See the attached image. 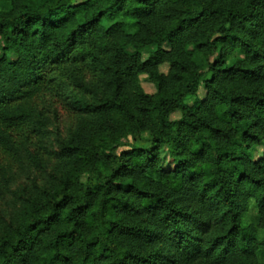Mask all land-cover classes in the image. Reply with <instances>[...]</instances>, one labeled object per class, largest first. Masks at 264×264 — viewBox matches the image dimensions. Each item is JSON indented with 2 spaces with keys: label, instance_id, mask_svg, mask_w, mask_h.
Segmentation results:
<instances>
[{
  "label": "trees",
  "instance_id": "trees-1",
  "mask_svg": "<svg viewBox=\"0 0 264 264\" xmlns=\"http://www.w3.org/2000/svg\"><path fill=\"white\" fill-rule=\"evenodd\" d=\"M263 146L264 0H0V264H264Z\"/></svg>",
  "mask_w": 264,
  "mask_h": 264
},
{
  "label": "rangeland",
  "instance_id": "rangeland-1",
  "mask_svg": "<svg viewBox=\"0 0 264 264\" xmlns=\"http://www.w3.org/2000/svg\"><path fill=\"white\" fill-rule=\"evenodd\" d=\"M131 52H132V50H131ZM160 71L162 73H166L167 66H162L160 68ZM141 79H142L141 86H142L144 92L146 94H154L155 93V87L153 85H151L150 83L145 82L143 77ZM203 95H204V91H203V88L200 86L198 95L196 97H193V98H190V99L186 100L185 103L189 104V105H195V104H197L199 102V100L202 98ZM179 115H180L179 110H176L174 113H172L170 115V119L171 120L177 119L179 117ZM124 142H127V143L130 144V143H132V140L130 138H128L127 140H124ZM47 145L49 147H51V149H55L54 142L48 141ZM263 152H264V146L263 147H257L255 152H254V156L258 157ZM165 164L166 165L168 164V160L167 159L165 160ZM45 171L46 172L51 171L50 166L48 168H46ZM26 177H27V174H25V177H22L21 179H19L18 183L14 187H12L13 193H16L17 195L18 194L21 195L22 197H24V199H26L27 196L29 197L30 195L36 194L35 190L33 188V185L31 183V180L33 179L34 176L32 177V175H29V177H28L29 180H27ZM39 190H42V189H39ZM34 196H37V194L34 195ZM11 201H12V198H7L6 201H3L2 205L0 206V208H2L4 210H8V211H6L7 215H9V213L11 212L10 210L14 207V205L11 203ZM8 224H9V221H8ZM3 232H4V229H0V235Z\"/></svg>",
  "mask_w": 264,
  "mask_h": 264
}]
</instances>
